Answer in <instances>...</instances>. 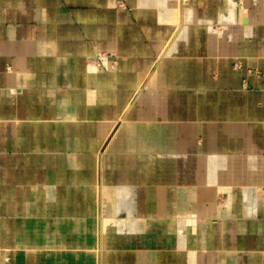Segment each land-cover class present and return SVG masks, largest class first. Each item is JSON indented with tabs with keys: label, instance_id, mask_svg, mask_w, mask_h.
Returning a JSON list of instances; mask_svg holds the SVG:
<instances>
[{
	"label": "crops",
	"instance_id": "1",
	"mask_svg": "<svg viewBox=\"0 0 264 264\" xmlns=\"http://www.w3.org/2000/svg\"><path fill=\"white\" fill-rule=\"evenodd\" d=\"M0 264H264V0H0Z\"/></svg>",
	"mask_w": 264,
	"mask_h": 264
}]
</instances>
